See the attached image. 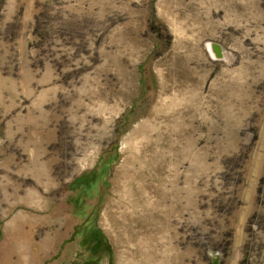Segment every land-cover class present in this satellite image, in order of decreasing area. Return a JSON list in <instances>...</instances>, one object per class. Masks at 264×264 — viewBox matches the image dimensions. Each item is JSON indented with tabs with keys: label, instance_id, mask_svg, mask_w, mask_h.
Instances as JSON below:
<instances>
[{
	"label": "rangeland",
	"instance_id": "obj_1",
	"mask_svg": "<svg viewBox=\"0 0 264 264\" xmlns=\"http://www.w3.org/2000/svg\"><path fill=\"white\" fill-rule=\"evenodd\" d=\"M0 264H264V0H0Z\"/></svg>",
	"mask_w": 264,
	"mask_h": 264
}]
</instances>
